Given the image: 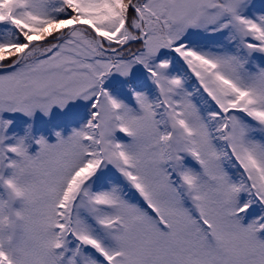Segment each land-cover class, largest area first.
I'll use <instances>...</instances> for the list:
<instances>
[{
	"label": "snow or ice",
	"instance_id": "obj_1",
	"mask_svg": "<svg viewBox=\"0 0 264 264\" xmlns=\"http://www.w3.org/2000/svg\"><path fill=\"white\" fill-rule=\"evenodd\" d=\"M0 264H264V0H0Z\"/></svg>",
	"mask_w": 264,
	"mask_h": 264
}]
</instances>
